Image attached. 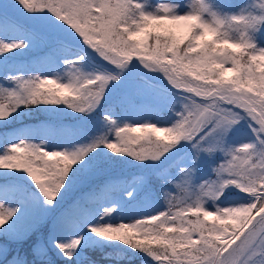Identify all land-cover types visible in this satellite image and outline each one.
<instances>
[{"label": "snow or ice", "instance_id": "obj_1", "mask_svg": "<svg viewBox=\"0 0 264 264\" xmlns=\"http://www.w3.org/2000/svg\"><path fill=\"white\" fill-rule=\"evenodd\" d=\"M223 8L0 0V264H264V15Z\"/></svg>", "mask_w": 264, "mask_h": 264}, {"label": "trees", "instance_id": "obj_2", "mask_svg": "<svg viewBox=\"0 0 264 264\" xmlns=\"http://www.w3.org/2000/svg\"><path fill=\"white\" fill-rule=\"evenodd\" d=\"M151 2H155V0H151ZM213 3L216 5H223V10L230 14H239L240 12L252 13L256 15H264V0H213ZM259 36L261 39H264V28H261L259 32ZM42 119H44L43 113H33L32 118L26 120V123H39ZM20 126V125H16ZM140 174L139 170L135 167L127 166L123 171L122 175L127 179V181L131 182L132 179ZM172 194L176 196L178 199L182 196H187L190 193L181 190L180 188H174ZM163 203V200H161ZM118 214V213H117ZM119 215V214H118ZM114 215L113 223L118 224L122 222L132 223L135 222V215H129L124 218H121L119 215Z\"/></svg>", "mask_w": 264, "mask_h": 264}, {"label": "clouds", "instance_id": "obj_3", "mask_svg": "<svg viewBox=\"0 0 264 264\" xmlns=\"http://www.w3.org/2000/svg\"><path fill=\"white\" fill-rule=\"evenodd\" d=\"M252 13L240 12L239 14H228V20L222 25L223 31L229 41L238 43L241 40L254 38L256 33L250 30L252 23ZM264 28L260 25L257 31ZM231 44H224L223 47H231Z\"/></svg>", "mask_w": 264, "mask_h": 264}, {"label": "rangeland", "instance_id": "obj_4", "mask_svg": "<svg viewBox=\"0 0 264 264\" xmlns=\"http://www.w3.org/2000/svg\"><path fill=\"white\" fill-rule=\"evenodd\" d=\"M115 215H118V214H115ZM119 216V215H118Z\"/></svg>", "mask_w": 264, "mask_h": 264}]
</instances>
